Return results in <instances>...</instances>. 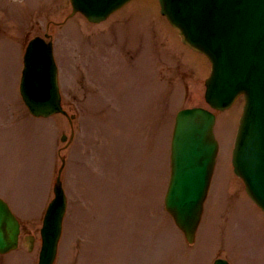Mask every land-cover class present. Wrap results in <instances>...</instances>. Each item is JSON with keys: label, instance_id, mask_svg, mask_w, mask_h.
Instances as JSON below:
<instances>
[{"label": "rangeland", "instance_id": "1", "mask_svg": "<svg viewBox=\"0 0 264 264\" xmlns=\"http://www.w3.org/2000/svg\"><path fill=\"white\" fill-rule=\"evenodd\" d=\"M30 1L13 0L17 19L13 14L0 19V100L12 101L13 70L19 72L22 55L9 19L19 22L31 11L27 38L45 32L53 36L65 107L77 115L73 144L61 152L66 155L68 209L54 264H124L128 259L210 264L216 256L228 257L231 264H264V213L246 197L230 166L241 115L238 102L216 118L220 150L194 245L185 243L165 213L174 117L181 108L207 107L202 95L209 65L201 55L181 49L176 32L159 15L158 1L133 0L98 25L76 15L63 26L58 23L71 11L66 0H43L47 3L33 10ZM128 13L129 25L123 26L118 20ZM137 44L132 58L129 51ZM119 91L128 96L124 102ZM14 94L18 97L17 86ZM9 105L0 103V196L15 215L21 210L32 217L43 191L45 199L52 196L60 159L48 147L40 119L21 116L7 124ZM53 120L68 139L67 119ZM59 135L57 147L67 142H60ZM49 171L52 181H43ZM21 218L36 238L31 256L17 250L0 256V264H32V258L36 264L40 225Z\"/></svg>", "mask_w": 264, "mask_h": 264}, {"label": "water", "instance_id": "2", "mask_svg": "<svg viewBox=\"0 0 264 264\" xmlns=\"http://www.w3.org/2000/svg\"><path fill=\"white\" fill-rule=\"evenodd\" d=\"M79 11L99 22L128 0H70ZM162 13L179 29L184 43L207 54L212 62L206 101L227 108L245 94L233 166L251 199L264 210V0H160ZM21 95L30 112L48 116L61 111L57 71L50 44L30 42L25 56ZM214 117L202 109L182 111L172 140V176L166 207L188 241L200 220L215 161ZM55 199L44 220L39 264H52L60 234L65 196L57 178ZM18 225L0 200V253L16 247ZM215 264H226L218 260Z\"/></svg>", "mask_w": 264, "mask_h": 264}]
</instances>
